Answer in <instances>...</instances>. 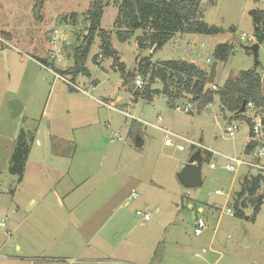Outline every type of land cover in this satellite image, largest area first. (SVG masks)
<instances>
[{"label": "rangeland", "instance_id": "obj_1", "mask_svg": "<svg viewBox=\"0 0 264 264\" xmlns=\"http://www.w3.org/2000/svg\"><path fill=\"white\" fill-rule=\"evenodd\" d=\"M91 1L0 0V222L5 220L12 231L8 237L0 229V264H67L65 260L88 264L75 259L85 252V240L116 236L129 242L125 254L134 256L137 264H147L155 241L151 264H264V200L254 222L234 217L232 207L241 179L255 176L257 170L241 167L230 173L224 169L225 157L251 158H246L244 148L258 117L261 131L256 138L264 139V112L248 109L242 118L233 119L231 124L239 130L229 138L225 128L232 115L221 111L217 96L201 112L188 96L171 103L164 94L152 95L151 100L135 97L128 89L129 81L134 84L140 78L148 84V76L138 75L137 67L149 54L137 48L141 31L125 43L117 41L112 25L118 14L114 2L119 0H104L108 5L100 27L110 32L125 72H119L110 58L96 62L100 53L96 37L85 61L88 76L56 74L55 69L73 65L70 47L79 45L85 34L84 13ZM199 2L205 23L223 33L181 34L152 60H183L209 73L213 49L228 43L232 53L226 62L217 63L212 84L218 89L255 67L252 53L244 49L254 41L249 44L240 37L253 36L249 13L264 11V0ZM73 13L78 15L75 26L64 22ZM54 28L63 36L52 59L49 39ZM37 59H45L47 67ZM256 63L263 81L264 42L259 45ZM151 89H162V84L157 81ZM13 99L24 108L15 118L9 108ZM110 104L114 109L107 107ZM188 105L190 113L183 112ZM21 129L34 133L35 141L19 182L7 167ZM137 138L141 147L135 146ZM166 138L174 146H164ZM199 141L203 145L194 146ZM179 144L184 151H177L175 145ZM198 151L203 157L202 185L185 189L176 174ZM205 152L211 154L210 160ZM209 162L216 165L214 170L209 169ZM261 163L264 166V156ZM131 190L137 197L126 206ZM197 207L203 212L198 213ZM136 211L147 213L149 219L144 221ZM251 211L249 207L245 214ZM199 218L205 228L195 236ZM97 245L99 248L94 242L95 249Z\"/></svg>", "mask_w": 264, "mask_h": 264}, {"label": "trees", "instance_id": "obj_2", "mask_svg": "<svg viewBox=\"0 0 264 264\" xmlns=\"http://www.w3.org/2000/svg\"><path fill=\"white\" fill-rule=\"evenodd\" d=\"M114 4L118 7V14L112 26L115 29L117 41L125 43L136 31H141V36L136 38L139 50L153 49V52L160 50L176 34L212 36L223 33L222 29L205 23L199 0H119ZM107 5L108 3L104 0L90 2L83 19L86 25L85 34L79 45L70 47L74 52L73 65L66 70L55 69L56 74L72 78L80 74L88 76L85 61L96 37L99 38L100 53L98 55L112 59L113 66L116 69L118 67L119 72H124V65L112 46L110 32L100 27L103 10ZM249 15L253 24L254 44L261 45L264 42V11H251ZM77 20L78 15L73 13L70 19L64 22L75 26L78 24ZM232 48V45L228 43L217 44L213 49L212 59L216 62H226L232 53ZM151 58L150 55L142 57L139 61L137 73L140 76H148V84L142 91L136 90L135 97L141 95L144 99L151 100L152 95L164 94L171 103V100L188 96L189 101L197 106V112H201L217 96L221 111L232 115L228 125L233 119L243 117L242 114L237 115L243 102H246V110H248L247 104L252 103L254 109L264 112V89L261 77L256 72L258 63L252 70L240 72L235 79L226 81L218 89H213V85L208 84L207 70H202L195 64L183 60L153 63ZM37 62L47 67L48 63L45 59H37ZM157 81L162 84V89L152 90L151 85ZM262 124L264 125V120ZM34 141L35 134L23 129L18 132L15 139L7 171L11 176L17 177L19 182L23 178ZM257 146L260 145L251 141L244 150L247 155L253 156L255 161L257 160L253 151ZM204 154L210 160L211 154L208 152ZM239 185V191L233 196L234 217L254 222L264 200L263 172L257 171L255 176L243 177ZM249 207L252 208L251 214L246 215L245 210Z\"/></svg>", "mask_w": 264, "mask_h": 264}, {"label": "built area", "instance_id": "obj_3", "mask_svg": "<svg viewBox=\"0 0 264 264\" xmlns=\"http://www.w3.org/2000/svg\"><path fill=\"white\" fill-rule=\"evenodd\" d=\"M63 36V32L60 29L54 28L50 34V39H49V51L52 52L51 58L54 59L55 55H54V47L55 45L59 42V40L62 38ZM240 39L242 41H247V43L252 44L254 41V37L253 36H248L246 34H242ZM103 58V56L101 54H99L97 56L96 62L99 63V61ZM211 61L209 59H207V63H210ZM64 81L70 86L72 87L74 90H78L77 87L69 82L66 81L64 79ZM147 84L145 83V81L143 79L137 78L134 80V89L138 90V91H142L144 89V87ZM108 108H110V106H107ZM247 109H254V106L252 103H248L247 104ZM182 111L185 113H190L191 109L190 106L188 105L187 107H183ZM158 121H161V118H158ZM258 123L253 122L252 128H251V137L250 140L254 143H258V145L255 148V150L253 151V155L256 158L257 161H255L253 159V156H251V158L246 161L245 159H242L240 157H225V161L226 164L224 166L225 171L230 172V173H234L237 172L241 167H245V168H249V169H254L257 171H261L263 172V178H264V166L261 163V159L264 156V139H259L256 138V136L260 135V131H261V126L259 123V117L257 119ZM146 125V124H145ZM156 127V126H155ZM239 127L238 125L235 124H229L227 125V127L225 128V133L229 138L234 137V135L238 132ZM164 132L169 135L168 131ZM164 146L166 147H172L174 146V142L170 139V138H166L164 140ZM194 146H199L201 147L202 145L199 143H195ZM177 151H184V147L182 145H175ZM209 152V151H208ZM216 168V165L213 162H209V169L214 170ZM215 194L220 195L221 192L220 191H215ZM187 196H189V192L187 191ZM137 197L135 191H131L130 195H129V201H131L132 199H135ZM226 213L229 216H233V212L230 209L226 210ZM136 215L143 218L144 220H148L149 219V215L147 213L141 212V211H136ZM205 228V223L202 219H197L195 222V229H194V235L195 236H200L202 234V230ZM0 229H5V234L8 237H12V231L10 229H8L6 221L3 220L0 222Z\"/></svg>", "mask_w": 264, "mask_h": 264}, {"label": "crops", "instance_id": "obj_4", "mask_svg": "<svg viewBox=\"0 0 264 264\" xmlns=\"http://www.w3.org/2000/svg\"><path fill=\"white\" fill-rule=\"evenodd\" d=\"M141 36L138 35L137 37ZM177 36H181V34H176L172 40L177 37ZM136 37V38H137ZM1 42H3L2 39H0ZM220 44V43H219ZM137 45V44H136ZM142 51H148V56H152L159 50L153 52V49H147V50H142ZM146 57V56H144ZM152 59V58H151ZM174 60V59H173ZM153 63L157 62L155 60H151ZM166 61V60H165ZM207 62V60H206ZM211 63V62H210ZM123 64V63H122ZM194 64V63H193ZM124 65V64H123ZM196 65V64H195ZM197 66V65H196ZM202 70H207L204 67H199ZM125 72V71H124ZM129 78V77H128ZM262 79H264L262 77ZM128 80V79H127ZM264 81V80H263ZM262 81V82H263ZM127 83V82H126ZM132 80L129 81V85H128V89L133 93V95L135 96V89L134 87H132ZM160 90V89H159ZM110 108L109 109H114V106H112V104L109 105ZM24 109V108H23ZM23 111V110H22ZM263 112V111H262ZM167 131V130H165ZM251 137V136H250ZM250 137L248 138V141L246 142V145L248 143H251ZM200 142V141H199ZM197 142V143H199ZM36 144L39 145V141H36ZM203 145V144H201ZM245 145V146H246ZM245 149V148H244ZM30 154V153H29ZM246 155V158H249V155ZM26 170V169H25ZM25 173V172H24ZM24 176V175H23ZM21 182V181H20ZM132 191V190H131ZM134 191V190H133ZM57 200L59 201V203H62L59 194L57 193V191H54ZM129 196L127 198V202L125 203V205L127 206L129 204ZM133 200V199H132ZM31 203H33V201L31 200ZM191 207V205L189 206ZM197 212L198 213H202L203 212V208L201 207H197ZM136 213V212H135ZM146 221V220H144ZM116 230H118V225H116ZM97 238V239H96ZM94 242L99 244V248L97 245L98 249L94 248ZM129 242H127L124 238H122L121 236H116V237H111V238H106V239H102L99 237H94L92 239L89 240H85V252H81L78 257H76L75 259H83V261L85 263L88 264H137V260H134V256H127L125 254L126 250H127V246H128ZM93 245V246H92ZM156 246H157V241L154 242V244L152 245V250H151V258H148L147 260V264H151L152 261V257L155 255V251H156ZM17 250H20V247L17 245L16 246ZM87 249H89V252H87ZM88 254V255H87ZM81 257V258H79ZM62 259V258H59ZM69 259V258H68ZM68 261L67 264H71L74 262V260H65V262ZM121 261V262H120ZM60 263V261H59Z\"/></svg>", "mask_w": 264, "mask_h": 264}, {"label": "water", "instance_id": "obj_5", "mask_svg": "<svg viewBox=\"0 0 264 264\" xmlns=\"http://www.w3.org/2000/svg\"><path fill=\"white\" fill-rule=\"evenodd\" d=\"M244 49L252 53L256 64L259 45L255 43L251 46L244 47ZM3 55L6 56V51L3 52ZM4 61L6 62V60ZM217 63L218 62L214 61L209 69V75H208L209 85H212L214 83V79L216 77ZM132 87H134V84H132ZM9 108L11 111L12 118L17 117L23 110L20 101L17 99H13L9 102ZM245 110H246V102H243L240 110L237 112V115L243 114ZM199 144H201V142H199ZM141 145H142L141 140L137 138L135 141V146L141 147ZM202 163H203V157L201 152L198 151L188 160V162L184 165L181 171L176 174V178L183 188L194 189L202 185V177H201ZM244 243H247V241H244Z\"/></svg>", "mask_w": 264, "mask_h": 264}]
</instances>
